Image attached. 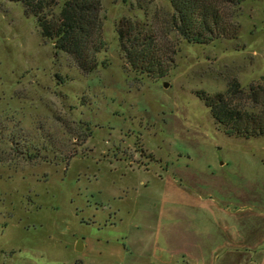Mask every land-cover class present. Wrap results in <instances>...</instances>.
Instances as JSON below:
<instances>
[{
	"label": "rangeland",
	"instance_id": "rangeland-1",
	"mask_svg": "<svg viewBox=\"0 0 264 264\" xmlns=\"http://www.w3.org/2000/svg\"><path fill=\"white\" fill-rule=\"evenodd\" d=\"M102 3L108 66L84 75L0 0V264H264V137L228 136L198 96L264 95V0L236 39L164 38L176 66L157 80L126 66L116 25L170 0Z\"/></svg>",
	"mask_w": 264,
	"mask_h": 264
},
{
	"label": "trees",
	"instance_id": "trees-1",
	"mask_svg": "<svg viewBox=\"0 0 264 264\" xmlns=\"http://www.w3.org/2000/svg\"><path fill=\"white\" fill-rule=\"evenodd\" d=\"M10 1L21 3L26 14L37 18L42 36L58 53L67 54L82 74L90 75L99 66H108V62L99 60V55L108 51L103 37L102 0ZM245 1L170 0L172 13L157 16L154 21L124 18L116 25L120 54L126 66L140 75L155 80L167 77L176 66V50L166 45L164 38L175 34L198 45L236 39L241 30L237 18ZM198 96L228 136L264 137V95L255 86L247 93L232 80L226 92L211 95L202 91ZM75 155L65 160L69 162Z\"/></svg>",
	"mask_w": 264,
	"mask_h": 264
},
{
	"label": "water",
	"instance_id": "water-1",
	"mask_svg": "<svg viewBox=\"0 0 264 264\" xmlns=\"http://www.w3.org/2000/svg\"><path fill=\"white\" fill-rule=\"evenodd\" d=\"M81 245H82V243H81V241H80L79 245H78L77 248H76L78 251H82V247H81Z\"/></svg>",
	"mask_w": 264,
	"mask_h": 264
},
{
	"label": "crops",
	"instance_id": "crops-1",
	"mask_svg": "<svg viewBox=\"0 0 264 264\" xmlns=\"http://www.w3.org/2000/svg\"><path fill=\"white\" fill-rule=\"evenodd\" d=\"M81 247H82V251L84 250V248H85V244H82L81 245Z\"/></svg>",
	"mask_w": 264,
	"mask_h": 264
}]
</instances>
